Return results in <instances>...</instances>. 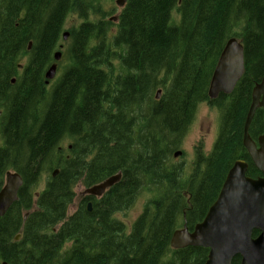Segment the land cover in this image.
I'll list each match as a JSON object with an SVG mask.
<instances>
[{
	"label": "trees",
	"instance_id": "obj_1",
	"mask_svg": "<svg viewBox=\"0 0 264 264\" xmlns=\"http://www.w3.org/2000/svg\"><path fill=\"white\" fill-rule=\"evenodd\" d=\"M105 5L0 0V189L8 171L23 180L18 201L0 218V264H204L207 249L173 250L172 234L203 220L236 161L248 164V177L261 176L242 137L264 74V0H126L116 23ZM71 15L80 24L68 31L65 69L47 91L39 72ZM230 39L243 47L245 73L230 95L213 101L209 82ZM28 42L32 67L10 85ZM202 104L219 113L218 136L208 155L196 148L186 176L173 154ZM263 130L257 110L249 136ZM44 173V189L34 192ZM117 173L118 183L99 199H80L67 218L77 185ZM142 192L153 196L127 226L117 216Z\"/></svg>",
	"mask_w": 264,
	"mask_h": 264
},
{
	"label": "water",
	"instance_id": "obj_2",
	"mask_svg": "<svg viewBox=\"0 0 264 264\" xmlns=\"http://www.w3.org/2000/svg\"><path fill=\"white\" fill-rule=\"evenodd\" d=\"M126 0H117L122 8ZM180 2V0H179ZM110 21L115 22V18ZM68 37L63 34V40ZM56 61L60 54L54 55ZM244 52L242 45L235 39L229 40L220 54L212 73L208 98L215 100L219 95H229L244 74ZM56 66H51L45 77L54 78ZM48 83V82H47ZM160 91L155 99L158 100ZM263 110L264 126V74L259 84L251 93V104L243 126L242 145L254 168L261 177L256 179L246 176L248 165L245 161H236L228 171L216 201L208 209L204 219L196 224L192 231L185 226L176 230L170 240L173 250L187 247H200L208 250L204 264H232L235 257H240V264H264V131L256 142L249 136V128L255 111ZM181 155L174 154V158ZM57 171H54L53 177ZM121 175L109 177L103 182L85 190L81 196L99 198L114 184ZM5 185L0 190V217H3L17 200V192L22 179L15 173H6ZM91 210V204L87 205ZM258 235L253 237V232ZM20 236L16 238L19 240Z\"/></svg>",
	"mask_w": 264,
	"mask_h": 264
},
{
	"label": "rangeland",
	"instance_id": "obj_3",
	"mask_svg": "<svg viewBox=\"0 0 264 264\" xmlns=\"http://www.w3.org/2000/svg\"><path fill=\"white\" fill-rule=\"evenodd\" d=\"M105 10H110L113 11L108 18L110 17H116L120 9L115 6V0L110 1L108 3V0H105ZM108 3V4H107ZM107 18V19H108ZM80 24V21L76 15H71L69 16V19L66 21L64 24V31L63 32H68L71 31L73 28H76ZM69 42H64L60 41L58 43V47L62 45L61 54H63L61 61H59L58 66H57V75L56 79H58L61 74L63 73L65 66H66V60H65V51L67 49V46H69ZM23 62H20L22 64ZM55 80L52 82L51 81V86L54 84ZM2 83V82H1ZM50 86V87H51ZM50 88L48 89V91ZM218 131H219V114L216 111L215 108L209 107L206 104L199 105L195 114V117L193 119V122L187 132V135L185 136L182 145L180 148L176 151L180 152L181 155L177 158H173L174 165H181L184 170V174L187 176L191 170H192V165L195 157V150L196 148L201 144L204 154L208 155L211 150L214 142L217 139L218 136ZM69 144V140H63L60 146L62 148H66ZM48 174L44 173L41 175L40 182L38 185L34 188V192H40L44 189L46 180L48 179ZM84 191V187L81 185H77L74 189L75 192V200L73 205L69 208L67 212V217L70 216L74 210L76 209V206L80 200V194ZM153 193L151 192H142L134 206L126 213L119 214L117 217L120 219L122 222L126 223L127 226H129L139 215V213L142 211V208L144 205L147 203V201L152 198ZM182 226H180L178 229H181ZM130 229V227L128 228Z\"/></svg>",
	"mask_w": 264,
	"mask_h": 264
},
{
	"label": "flooded vegetation",
	"instance_id": "obj_4",
	"mask_svg": "<svg viewBox=\"0 0 264 264\" xmlns=\"http://www.w3.org/2000/svg\"><path fill=\"white\" fill-rule=\"evenodd\" d=\"M32 42H28L27 43V47H26V49H25V52H26V54H23V57H20V60L18 61V62H16V64H15V66H14V68H12V73L13 74H15L14 76H13V78H11L10 80H9V83L10 84H12V85H14L15 83H16V80H17V78H23L22 76H23V74L26 76V74H27V72H28V70H29V67H32V64L30 63V61H29V59H30V52H31V49H32V44H31ZM31 44V45H30ZM31 48V49H30ZM30 49V50H29ZM27 51H29V54H27L28 52ZM56 52V49H55V51H54V49L51 51V53H50V56L51 57H53L51 60H53L54 59V53ZM22 56V55H21ZM20 62H23L22 64H20ZM52 63H54V61H48V63H47V65H43V67L45 68L46 66V68L44 69V68H42L41 69V71L39 72L40 73V77L43 79V77L45 78V73H46V71L48 70V68L50 67V66H52ZM27 64V65H26ZM30 64V65H29ZM50 65V66H49ZM26 66V67H25ZM57 66H58V64H57ZM17 67V68H16ZM24 67V68H23ZM25 70L24 71V73H23V70ZM46 70V71H45ZM22 71V72H21ZM23 73V74H22ZM20 74L22 75V76H20ZM16 75H18V76H16ZM16 78V80H14ZM55 78H56V76H55ZM55 78L52 80V82L55 80ZM14 82H13V81ZM57 80V79H56ZM56 80H55V82H56ZM54 82V83H55ZM1 83V82H0ZM43 84L45 85V79H43ZM51 84V81H50V83L49 84H47V86L45 87L46 88V90L47 89H49L50 88V85ZM2 113V112H1ZM0 144H2L3 145V142H2V139H1V137H0ZM7 214V213H6ZM5 214V215H6ZM4 215V216H5ZM3 216V217H4ZM1 218V217H0ZM10 222V220H8V223ZM4 225L5 224H7V221L6 222H4L3 223Z\"/></svg>",
	"mask_w": 264,
	"mask_h": 264
},
{
	"label": "bare ground",
	"instance_id": "obj_5",
	"mask_svg": "<svg viewBox=\"0 0 264 264\" xmlns=\"http://www.w3.org/2000/svg\"><path fill=\"white\" fill-rule=\"evenodd\" d=\"M64 33H65V32H61V40H62V41H64V40H63V34H64ZM31 44H33V43H31ZM31 44H30V45H31ZM26 47H27V46H26ZM61 48H62V45L60 46V48L57 46L56 52L54 53V55H55L56 53H59V54H60V58H59V60L56 61L55 58L52 60V61H54V63H52V66H53V65L56 66L55 76L57 75V69H58V68H57V64L59 63V61H61V60H60V59H62L61 56H63V54H61V52L59 51V50H61ZM30 49H31V48H30ZM30 49H29V50H30ZM31 50H32V49H31ZM54 51H55V50H54ZM27 52H28L27 54H29V51H27ZM24 54H26V53H24ZM30 54H31V53H30ZM20 56H21V55H20ZM29 56H30V55H29ZM21 57H23V55H22ZM30 57H31V56H30ZM50 58L52 59L53 57L50 56ZM19 60H20V59H19ZM50 61H51V60H50ZM26 65H27V64H26ZM29 65H30V64H29ZM46 65H47V64H46ZM44 66H45V64H44ZM49 66H50V65H49ZM25 67H26V66H25ZM42 67H43V66H42ZM46 67H47V66H46ZM46 67H45V68H46ZM50 67H51V66H50ZM50 67H49V68H50ZM16 68H17V67H16ZM23 68H24V67H23ZM43 68H44V67H43ZM45 68H44V69H45ZM49 68H48V69H49ZM22 70H23V69H22ZM42 70H43V69H42ZM24 71H25V70H23V73H24ZM45 71H46V70H45ZM47 71H48V70H47ZM47 71H46V73H47ZM11 72H12V71H11ZM21 72H22V71H21ZM23 73H22V74H23ZM46 73H45V75H46ZM24 74H25V73H24ZM24 74H23V76L20 74V76L24 77V76H25ZM61 75H62V74H61ZM16 76H18V75H16ZM55 76H54V78H55ZM14 77H15V76H14ZM20 78H21V77H20ZM54 78H53V79H54ZM59 78H60V77H59ZM59 78H58V79H59ZM17 79H18V78H17ZM43 79H45V85L43 84L45 87L47 86V84L50 83V81L53 80V79H51V80H48V81H47V80H46V77H45V78L43 77ZM43 79H42V80H43ZM58 79H57V80H58ZM14 80H16V78H15ZM57 80H56V81H57ZM12 81H13V80H12ZM16 81H17V80H16ZM13 82H14V81H13ZM47 82H48V83H47ZM12 84H13V83H12ZM12 84H10V85H12ZM52 85H53V84H52ZM47 91H48V89H47ZM1 112H2V111L0 110V117L2 116V113H1ZM8 122H9V121H8ZM71 137H72V136H71ZM22 143H23V142H22ZM20 147H21V146H20ZM24 149H25V148H24ZM24 154H25V153H24ZM56 169H57V168H56ZM16 174H17V173H16ZM117 174H120V173H117ZM117 174H115V175H117ZM17 175H19V174H17ZM115 175H113V176H115ZM120 175H121V174H120ZM19 177L21 178L20 175H19ZM111 177H112V176H111ZM108 178H109V177H108ZM108 178H107V179H108ZM120 178H121V177H120ZM21 179H22V178H21ZM105 180H106V179H105ZM119 181H120V180H119ZM102 182H103V181H102ZM22 185H23V180H22ZM96 185H97V184H96ZM93 186H95V185H93ZM93 186H91V187H93ZM91 187H89V188H91ZM89 188H84V191L87 190V189H89ZM45 189H46V188H45ZM104 194H105V193H104ZM104 194H103V195H104ZM103 195H102V196H103ZM102 196H101V197H102ZM85 197H89V196H85ZM85 197H84V198H85ZM101 197H99V198H101ZM17 201H18V197H17V200L12 204V206H13ZM88 204H89V203H88ZM12 206L8 209V211L12 208ZM8 211H7V212H8ZM7 212H6V213H7ZM6 213H5V214H6ZM21 214H22V225H21L20 230H22V228H23V224L25 223L26 218H27L28 215H29V212H25V211H23ZM66 216H67V215H66ZM68 217H69V216H68ZM68 217H67V218H68ZM58 227H59V226H56L54 230H56ZM20 230H19V231H20ZM3 231H4V229H3ZM1 234H3V233H1ZM3 235H5V234H3ZM5 236H6V235H5ZM18 236H19L18 234L14 236V239H13L14 242H18V241H20L21 238H20L19 240H16V238H17Z\"/></svg>",
	"mask_w": 264,
	"mask_h": 264
}]
</instances>
